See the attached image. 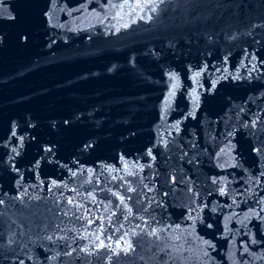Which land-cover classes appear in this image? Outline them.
Returning a JSON list of instances; mask_svg holds the SVG:
<instances>
[{"label": "water", "instance_id": "95a60500", "mask_svg": "<svg viewBox=\"0 0 264 264\" xmlns=\"http://www.w3.org/2000/svg\"><path fill=\"white\" fill-rule=\"evenodd\" d=\"M122 2L0 0V264H264V0H166L134 23ZM73 198L90 211L65 216ZM82 215L106 244L116 221L165 231L109 261Z\"/></svg>", "mask_w": 264, "mask_h": 264}, {"label": "snow or ice", "instance_id": "6c2138e0", "mask_svg": "<svg viewBox=\"0 0 264 264\" xmlns=\"http://www.w3.org/2000/svg\"><path fill=\"white\" fill-rule=\"evenodd\" d=\"M166 0H137V2H130V0H123L122 3H118V4H113L112 6L114 8H118L119 11L116 13V15L118 17H120L121 19L123 18L122 17V13H124V10L127 8L128 9V14L131 15L133 13H135V17L133 18L132 22L134 23L136 19H145V16L144 15H141V13H145L146 11L147 12H151V13H156L158 11V6L159 4H163L165 3ZM9 19H12L14 17H11L9 16L8 17ZM147 19L148 20H151L152 19V16L151 15H148L147 16ZM122 27H125L127 28L128 27V24H123ZM119 29H117L118 31ZM261 63H264V61H261ZM207 67V65H205V68ZM205 68H201L199 71H194L193 74H192V79L194 82L198 83L199 81V77L202 75L203 71L205 70ZM217 71H219V69H217ZM226 78V77H225ZM238 78V77H237ZM169 79L172 80V81H175L177 79L176 75L174 73H169ZM178 85L176 83H173L172 85V88L173 90L170 91L169 93V96H172L175 94V91L174 89L177 87ZM213 87H215V84H213ZM192 95V98H193V103L194 104H197L198 103V95L195 91V89L193 90V92L191 93ZM241 111H243V109H241ZM256 124H257V121L256 120H253L251 121V127H256ZM249 125L246 123L245 124V127H248ZM178 126H177V131H178ZM229 135H231V133H229ZM11 136L12 137H16L17 136V132L15 131V128L12 130L11 132ZM19 140L21 141V143L23 142L24 140V136L21 135L19 137ZM165 144H167V142L165 141ZM91 145H86L85 147H90ZM15 151V149H14ZM46 151H51V148H48L46 149ZM224 149H221V152H223ZM255 151L258 153V154H264V144H261L259 146H257L255 148ZM148 155L151 156L152 155V151L151 149L148 150ZM187 153H183L181 159H183V156H186ZM155 159V157H153V160ZM189 163H192V161H189ZM148 167H151V165H147ZM126 168L128 167L127 165L125 166ZM16 171H19L18 169H16ZM140 171H143V167L140 168ZM136 173L133 172V171H126L125 172V176H133L135 175ZM73 175H76V173H73ZM261 177H264V172H262L261 174ZM116 177H113V179H115ZM121 179H124V177H121ZM257 180H259V178H257ZM141 182L143 183V178H141ZM177 178L175 175L172 176V180H171V183L173 185H175L177 183ZM129 184H131V182H127ZM212 184H215V185H219V181L218 179L216 178H213L212 179ZM60 187V185H58L55 181L52 182V186L49 187L47 189L48 192H52L53 188H58ZM144 188L148 189V191H152V188H150L148 186V184H144ZM189 192L192 191V187L189 186L188 189H187ZM127 192H135L136 189L129 186L127 189H126ZM220 191V194L221 195H226V191L223 187H221L219 189ZM25 195L27 194L26 192L24 193ZM61 195H63V193H61ZM113 196H116L120 203L118 205H115V207L117 209H120L123 213H124V216H123V219L125 221L129 220L130 218H133V209L132 207H129L128 204L126 203V198L125 196H122L120 195L119 193H116V192H113L112 193ZM164 195H168L167 192L164 193ZM17 199H20V197H18ZM32 199H40V197L36 196V197H32ZM92 199L94 200L95 197H92ZM132 197H127V200H131ZM155 202V198L154 197H151V198H148V207H143L142 209H138L137 211H143L145 213L148 212L149 210V207L151 206V204ZM235 203V201H233ZM57 203H59V201H57ZM67 203L69 205L72 206V208H69L68 210H66L63 214L65 216H67L69 214V212H71L73 210V208L76 210V211H80L81 209L84 210L85 213H88L90 210L87 209V208H84V205L82 204H78L76 203L75 201V198L73 199H69L67 201ZM112 202L109 201V204H111ZM137 203H142V201L139 199H137ZM257 204L260 203V201H257L256 202ZM5 204V201L3 199H0V206L4 205ZM105 211L107 212L108 209L107 207L105 208ZM262 213H264V208H260V210L258 212H255V216L262 222L264 223V215H262ZM116 216V212H112L110 215H108L106 217L108 223H109V226H111L114 221H113V217ZM76 219L80 220V219H83V220H86L87 223L89 225H91L92 223H94V219H100L102 222L101 224L99 225V228H98V231L94 234L95 236V243H94V246L96 249H105L108 253V260L109 261H112L113 257H119L120 253H124V254H128L132 251H134V248H133V243L127 238L129 237L130 235L135 237V236H140L141 238H143L144 236H147L149 238L151 237H155V239L157 241H159L161 239V236H160V233L164 232L165 231V228L163 226H158V227H151V228H148L147 230H145L144 228H141L140 225H136V228L134 229H131L130 231H124V232H121V230L124 228V224L122 222H119V221H116L117 223H119V227L116 228L115 232L111 233V235H109L107 237V240H108V243L106 244L105 243V240L102 239L101 237L104 235V232H105V226H104V223H103V220L105 219V217H97V218H94V219H88V217L86 215H82V216H77L75 217ZM135 218L137 219H143V217H140V216H136ZM152 220L155 221V223L157 225L160 224L159 221H156L155 220V217L153 216L152 217ZM144 223L145 225H147L149 223L148 220H144ZM243 223V222H242ZM179 227V226H177ZM136 229H140L139 232H137ZM85 231H87V229H85ZM117 232H121V235L116 238L115 240H113V237L116 236V233ZM46 239L48 240H52L53 237L52 236H47ZM59 239H64V237H59ZM80 239H88V236H81ZM172 239H179V237H173ZM253 243H256V241L253 239L252 240ZM204 244L208 245V247H212L211 244H209L208 241H203ZM164 249L161 248L160 251H163ZM246 250V249H245ZM73 251H75V249H73ZM80 251H84V252H87L88 251V247L87 245H85L84 247H82L80 249ZM91 254V253H89ZM205 255H207V252L204 253ZM64 255H71V252H65ZM19 264H24V260H20L19 261Z\"/></svg>", "mask_w": 264, "mask_h": 264}]
</instances>
